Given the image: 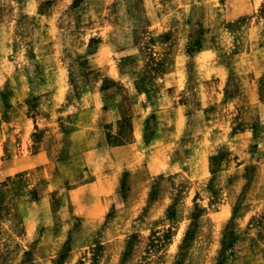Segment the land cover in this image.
Segmentation results:
<instances>
[{"label": "rangeland", "instance_id": "1", "mask_svg": "<svg viewBox=\"0 0 264 264\" xmlns=\"http://www.w3.org/2000/svg\"><path fill=\"white\" fill-rule=\"evenodd\" d=\"M0 264H264V0H0Z\"/></svg>", "mask_w": 264, "mask_h": 264}]
</instances>
